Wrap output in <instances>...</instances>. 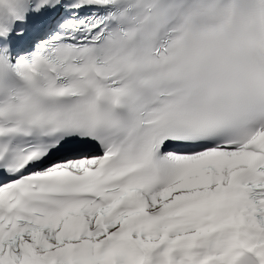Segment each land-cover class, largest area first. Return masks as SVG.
I'll return each instance as SVG.
<instances>
[{"label": "snow or ice", "instance_id": "obj_1", "mask_svg": "<svg viewBox=\"0 0 264 264\" xmlns=\"http://www.w3.org/2000/svg\"><path fill=\"white\" fill-rule=\"evenodd\" d=\"M0 264H264V0H0Z\"/></svg>", "mask_w": 264, "mask_h": 264}]
</instances>
